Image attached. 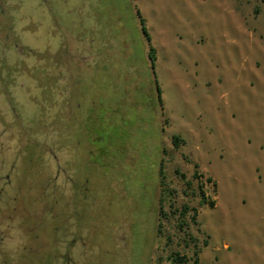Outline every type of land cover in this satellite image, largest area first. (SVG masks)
Instances as JSON below:
<instances>
[{
	"label": "rangeland",
	"instance_id": "374dc122",
	"mask_svg": "<svg viewBox=\"0 0 264 264\" xmlns=\"http://www.w3.org/2000/svg\"><path fill=\"white\" fill-rule=\"evenodd\" d=\"M173 254L264 264V0H0V264Z\"/></svg>",
	"mask_w": 264,
	"mask_h": 264
},
{
	"label": "trees",
	"instance_id": "16d2710c",
	"mask_svg": "<svg viewBox=\"0 0 264 264\" xmlns=\"http://www.w3.org/2000/svg\"><path fill=\"white\" fill-rule=\"evenodd\" d=\"M139 24H140V28H141V31H142L145 39L148 41V36L146 34L142 20H139ZM147 57H148V60L150 61V66L152 67L155 58H154V51L152 50L151 47L148 48ZM171 141H172L173 146L176 147L178 139L176 137H172ZM203 199H204L203 195L201 194V200L203 201ZM209 206H211V203H209ZM194 255H196V254H194ZM171 262L173 264H182L183 259L181 257H179L177 254H173L172 258H171ZM193 264H196V258L193 260Z\"/></svg>",
	"mask_w": 264,
	"mask_h": 264
}]
</instances>
